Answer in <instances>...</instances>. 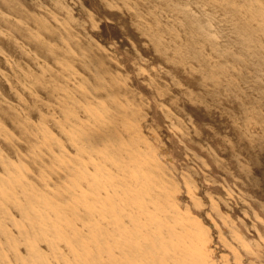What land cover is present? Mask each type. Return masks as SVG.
Returning <instances> with one entry per match:
<instances>
[{
  "label": "bare ground",
  "instance_id": "bare-ground-1",
  "mask_svg": "<svg viewBox=\"0 0 264 264\" xmlns=\"http://www.w3.org/2000/svg\"><path fill=\"white\" fill-rule=\"evenodd\" d=\"M0 264H264V0H0Z\"/></svg>",
  "mask_w": 264,
  "mask_h": 264
}]
</instances>
